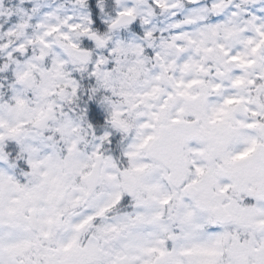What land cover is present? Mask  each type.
<instances>
[{
	"label": "clouds",
	"instance_id": "clouds-1",
	"mask_svg": "<svg viewBox=\"0 0 264 264\" xmlns=\"http://www.w3.org/2000/svg\"><path fill=\"white\" fill-rule=\"evenodd\" d=\"M262 39L264 0H0V264L264 259Z\"/></svg>",
	"mask_w": 264,
	"mask_h": 264
},
{
	"label": "snow or ice",
	"instance_id": "snow-or-ice-1",
	"mask_svg": "<svg viewBox=\"0 0 264 264\" xmlns=\"http://www.w3.org/2000/svg\"><path fill=\"white\" fill-rule=\"evenodd\" d=\"M262 43H264V39H262L261 41ZM249 43H251V41H249ZM256 49L253 48V51H255ZM238 83V81H237ZM232 101H226V103H231ZM248 127H256V125H248ZM255 147V142L253 141L252 142V147H249L248 149H246L245 151L241 152L239 155L233 157V160H243L245 159L249 153L253 150V148ZM11 247L15 248V249H20L22 247V245L20 244H15V245H12ZM72 247V242L70 241L68 244H66L64 246L65 250H67L68 248H71ZM149 251H156L155 249H150ZM161 255H163V252L160 253ZM241 264H247V261H242ZM257 264H264V259L262 260H259L257 261Z\"/></svg>",
	"mask_w": 264,
	"mask_h": 264
}]
</instances>
